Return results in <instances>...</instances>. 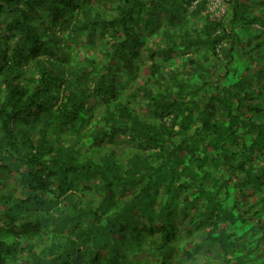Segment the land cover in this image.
Instances as JSON below:
<instances>
[{"label": "trees", "instance_id": "1", "mask_svg": "<svg viewBox=\"0 0 264 264\" xmlns=\"http://www.w3.org/2000/svg\"><path fill=\"white\" fill-rule=\"evenodd\" d=\"M211 2L0 0V264H264V0Z\"/></svg>", "mask_w": 264, "mask_h": 264}, {"label": "built area", "instance_id": "2", "mask_svg": "<svg viewBox=\"0 0 264 264\" xmlns=\"http://www.w3.org/2000/svg\"><path fill=\"white\" fill-rule=\"evenodd\" d=\"M213 5H212V7L213 8H215V7H217V10H216V14L217 15H219L220 13H222L223 11H224V8H223V6H217L218 4V0H212V2H211Z\"/></svg>", "mask_w": 264, "mask_h": 264}, {"label": "rangeland", "instance_id": "3", "mask_svg": "<svg viewBox=\"0 0 264 264\" xmlns=\"http://www.w3.org/2000/svg\"><path fill=\"white\" fill-rule=\"evenodd\" d=\"M213 5V4H212ZM205 253H206V251H205Z\"/></svg>", "mask_w": 264, "mask_h": 264}]
</instances>
